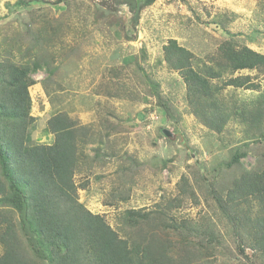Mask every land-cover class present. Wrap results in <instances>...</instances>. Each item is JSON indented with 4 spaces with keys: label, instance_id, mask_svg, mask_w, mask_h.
<instances>
[{
    "label": "rangeland",
    "instance_id": "1",
    "mask_svg": "<svg viewBox=\"0 0 264 264\" xmlns=\"http://www.w3.org/2000/svg\"><path fill=\"white\" fill-rule=\"evenodd\" d=\"M124 2L0 0V63L22 66L34 82L28 88L34 121L25 141L52 144L46 122L57 113L86 125L88 143L79 148L74 172L78 202L130 244L140 240L139 229L146 240L159 239L142 220L137 228L122 224L123 212L139 210L152 215L147 224L161 221L194 242L193 249L186 247L193 255L197 243L219 230L220 238L201 249L213 264H264L254 245L239 252L230 214L216 206L231 184L230 171L222 167L220 176H212L215 165H224L235 150L246 152L244 168L260 167L264 125L232 116L221 133L208 130L194 116L183 78L166 66L162 51L174 39L191 52L194 67L210 65L227 40L264 55V0H155L137 20ZM237 76L247 78L245 85L220 92L227 110L264 111V70ZM151 83L158 85L168 115L150 94ZM172 247L176 254L179 249Z\"/></svg>",
    "mask_w": 264,
    "mask_h": 264
},
{
    "label": "trees",
    "instance_id": "2",
    "mask_svg": "<svg viewBox=\"0 0 264 264\" xmlns=\"http://www.w3.org/2000/svg\"><path fill=\"white\" fill-rule=\"evenodd\" d=\"M154 1L125 0L124 3L137 20L140 11ZM162 51L166 66L183 78L194 116L208 130L221 133L233 117L253 126L264 125V111L229 112L220 96L225 87L245 85L247 78L234 77L235 73L262 72L264 55L227 40L217 48L216 58L209 59L210 65L200 67L196 63L194 67L193 55L176 40L169 39ZM33 61L32 65H37V57ZM224 76L228 78L220 84L214 82ZM143 78L145 84L150 81L145 75ZM33 84L22 66L0 63V245L3 248L0 264H213L201 249H205L203 245L207 242L214 244L216 235L220 238L219 230L214 231L216 235L210 231L205 244H196L194 256L187 249L188 246L193 249L194 242L179 238V233L161 221L165 225L147 224L150 214L128 210L121 217L124 226L137 228L138 220H142L154 231L153 238L159 237L146 240L139 229L140 240L130 244L102 216L79 203L74 172L77 156L82 153L80 147L88 143L85 138L88 128L65 113H57L46 122L48 132L54 136L52 144L28 145L27 129L34 121L29 114L28 88ZM150 88V94L168 115L170 111L162 103L158 85L151 83ZM247 88L257 89L258 85L249 84ZM245 157L246 152L235 150L224 165L217 163L212 170V176L215 172L220 176L222 167L230 171L231 184L225 197L217 199L216 206L223 214H230L239 252L240 246L254 245L264 258V161L260 167L247 169L241 161ZM194 178L205 179L200 174ZM157 215L165 217L162 213ZM158 230L163 231L162 236ZM142 233L144 237L140 236ZM176 238L184 240L185 246ZM172 246L179 249L176 254L172 253ZM43 256L46 263L39 261Z\"/></svg>",
    "mask_w": 264,
    "mask_h": 264
}]
</instances>
